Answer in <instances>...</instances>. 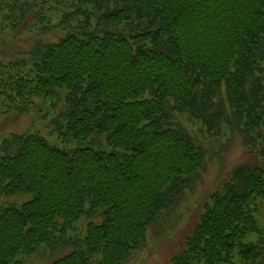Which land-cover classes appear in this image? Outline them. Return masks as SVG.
Masks as SVG:
<instances>
[{"label": "trees", "instance_id": "1", "mask_svg": "<svg viewBox=\"0 0 264 264\" xmlns=\"http://www.w3.org/2000/svg\"><path fill=\"white\" fill-rule=\"evenodd\" d=\"M62 3L57 27L67 33L31 51V71L0 62V105L13 95L27 113L34 100L65 94L54 121L61 147L39 133L0 143V196L32 194L0 208V264L40 246L69 250L51 264H124L205 170L202 140L179 116L208 137L241 132L256 164L211 195L171 264H257L261 250L246 239L264 240L253 213L264 206V0ZM6 10L14 25L25 14L14 1L0 4ZM100 207L102 224L69 235Z\"/></svg>", "mask_w": 264, "mask_h": 264}, {"label": "rangeland", "instance_id": "2", "mask_svg": "<svg viewBox=\"0 0 264 264\" xmlns=\"http://www.w3.org/2000/svg\"><path fill=\"white\" fill-rule=\"evenodd\" d=\"M12 1L24 5L25 14L19 13L17 23L14 25L8 20L10 15L7 14V10L0 11V62L21 63L25 67L22 70L24 73L32 69L30 53L35 47L54 44L66 35L67 30L57 26L61 24V19L67 12L62 2L71 3L72 0H0V4ZM48 22L54 27L42 29L43 24ZM57 92L60 96L59 100L54 101L52 99L54 95L45 100L36 99L33 101L34 106H30L27 113L21 112L23 102L18 101L15 96L4 98L0 105V143L12 136L39 133L52 145L61 147L60 139L54 130V121L58 113L63 110L65 94L63 91ZM178 119L193 137H198L200 142L202 140L206 159L205 170L199 173L193 189L186 191L177 204L167 211H162L149 225L144 244L134 249L124 264H171L174 258L184 252L186 240L194 230L199 214L203 206L209 203L211 195L221 190L234 169L245 164H256V157L248 154L245 135L241 132L223 129L219 136L208 137L198 123L186 116H179ZM31 198L32 194L24 190L14 196H0V208L19 207ZM97 211V215L92 219L81 217L73 225L69 235L83 239L87 224H102V208H98ZM253 213L257 227L264 230V206L261 202H256ZM260 241L262 244L257 243ZM246 242L259 246L261 256L257 264H264V240H261L260 236L250 234ZM66 249L50 252L40 246L32 255H21L15 261L19 264H51L67 254L69 250ZM96 259L99 260L100 256L96 255L92 260ZM238 260V256H235L234 262Z\"/></svg>", "mask_w": 264, "mask_h": 264}]
</instances>
